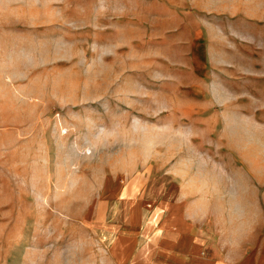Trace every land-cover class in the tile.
<instances>
[{
  "label": "rangeland",
  "instance_id": "1",
  "mask_svg": "<svg viewBox=\"0 0 264 264\" xmlns=\"http://www.w3.org/2000/svg\"><path fill=\"white\" fill-rule=\"evenodd\" d=\"M177 192L264 238V0H0V264H113Z\"/></svg>",
  "mask_w": 264,
  "mask_h": 264
},
{
  "label": "crops",
  "instance_id": "2",
  "mask_svg": "<svg viewBox=\"0 0 264 264\" xmlns=\"http://www.w3.org/2000/svg\"><path fill=\"white\" fill-rule=\"evenodd\" d=\"M172 196L170 203L181 202V207L172 204L149 229L148 239L142 238L138 226L119 236L113 245L117 251L112 253L113 264H264V238L257 245L253 227L219 226V221L213 222L215 216L230 218L222 209L214 215L202 209L201 200L193 210L178 192ZM127 235L132 236L125 240Z\"/></svg>",
  "mask_w": 264,
  "mask_h": 264
}]
</instances>
